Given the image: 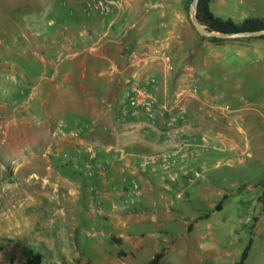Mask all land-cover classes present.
<instances>
[{"label": "rangeland", "instance_id": "374dc122", "mask_svg": "<svg viewBox=\"0 0 264 264\" xmlns=\"http://www.w3.org/2000/svg\"><path fill=\"white\" fill-rule=\"evenodd\" d=\"M86 1L0 0V243L8 237L23 239L43 253L44 264H146L158 251L164 253L158 264H235L252 240L244 264H264V163L244 147L238 154L244 162L221 164L218 144H210L206 129L193 119L194 109L204 112L198 98L184 109L177 105L186 121L159 128L165 112L148 124L164 136L143 156L186 145L152 195L145 193L137 175H125L130 186L117 198L130 213L125 228L122 221L114 222L118 218L85 181L92 172L83 164L94 147L103 151L111 137L105 128H92L87 117L96 106L94 73L112 69L104 55L130 59L144 41L165 40L173 68L147 48L141 63L123 72L134 66L132 74L139 70L138 76L159 77L166 67L172 79L167 92L156 89L159 106L176 103L190 74L201 91L212 78L214 93H206L224 100L219 95L220 59L263 58L264 37L211 39L190 18L192 0H115L105 14L88 13ZM119 7L131 24L130 47L124 49L116 47L108 27ZM212 8L237 21L264 16V0H212ZM119 66L124 69L125 63ZM66 73L68 79H80H63ZM83 73L86 89L77 93ZM146 126L134 131L146 137ZM134 137L130 142L139 144L140 135ZM112 149L118 157L126 150L120 145ZM121 165L126 173L129 165ZM132 176L139 181V194L131 190ZM112 190L118 192V186L113 184ZM87 197L92 204H85Z\"/></svg>", "mask_w": 264, "mask_h": 264}, {"label": "crops", "instance_id": "0c3cea01", "mask_svg": "<svg viewBox=\"0 0 264 264\" xmlns=\"http://www.w3.org/2000/svg\"><path fill=\"white\" fill-rule=\"evenodd\" d=\"M70 1L75 4L77 0ZM128 1L130 0H126V3ZM73 7L77 8V5H73ZM78 8L80 7L78 6ZM123 10V7H119L108 19V27L109 30H112V39L116 42L118 49L130 47L129 36L127 35L130 32L131 24H128L129 20L127 21L123 17ZM144 17V13L140 14L137 22L141 24ZM142 45L132 53V58L130 59L124 58L121 60L118 56H103L109 60L112 69L110 71L101 69L94 73L97 85L92 90V93L97 97L96 106L94 111L87 115L94 123L92 128H105L111 137L105 142L107 146L104 147L103 151H98L94 147L93 150L91 149L92 152L90 151L91 154L85 157L83 164L86 169H89V172H92V176L88 177L84 174L87 176L84 178L85 181L87 180L94 186L96 196H98L100 203L102 201L101 205H104L106 210L113 214L115 218H118L114 222L120 223L122 221L123 228L127 225V221L124 218L130 214L121 209L124 208V205L120 207V200H118L122 191H125L130 186L124 179L125 175H137L136 177L139 178L145 193L152 195L164 183L162 173L170 166L169 159H160L149 166L139 167L143 154L151 150L152 147L157 146L164 134H157L155 130L153 131V129L149 128V123L142 111L136 115L131 114L126 102L123 103L122 101L125 89L131 81L133 79H142V75L138 76L139 70H136L133 74L130 73L135 64L141 63V59L145 58L143 54L148 52V49ZM260 59L263 60V64ZM220 60L219 95L230 103L231 110L220 113L221 120L217 122L205 117L204 112L203 114L197 113V110L194 109L192 112L193 119L197 118L201 122H199L200 125L196 124L198 121L195 124L206 129L210 144H218L219 157L223 161L221 164L232 166L237 161L240 163L244 162L245 157L241 161L242 158L238 155L244 147H250V156L255 158L257 162L264 163V57L237 56L230 59L224 57ZM123 63H125V66L124 69H121L119 65ZM131 65H134L131 70L126 73L123 72L125 69L132 67ZM69 75V73H66L63 79L72 80L74 78L68 79ZM82 76H84V73L81 75L82 83L80 84V89L76 86L77 93L86 89L85 77ZM210 76L211 74H209ZM159 77L158 86H161L167 92L169 80L172 79L170 71L165 67L163 72H160ZM77 78L80 79L78 76L74 79ZM210 80L205 92L214 93L216 84L212 82V78ZM69 86V84L65 86V94L68 93ZM66 110L64 109V111ZM82 116L79 118L81 122L84 120ZM158 123L159 128H162L166 124L165 117L161 116ZM145 125H147L149 134L141 138V135L145 133L143 134L141 131L138 133L134 129H139ZM126 132L130 134V138L140 135V143L142 142L144 145L130 142L132 139H128L125 136ZM114 145H120L126 149L121 153L122 156L118 157L115 154L112 149ZM216 154L210 155L206 161L209 162L214 159ZM122 162L129 165L126 173L122 170ZM113 184L118 186V192L112 190ZM93 201V199L90 201L89 197L85 198V204L89 202L92 204ZM116 208L119 209L116 210Z\"/></svg>", "mask_w": 264, "mask_h": 264}, {"label": "built area", "instance_id": "2783aa9c", "mask_svg": "<svg viewBox=\"0 0 264 264\" xmlns=\"http://www.w3.org/2000/svg\"><path fill=\"white\" fill-rule=\"evenodd\" d=\"M114 1L115 0H87L85 2V9L88 13L97 11L101 14H105L112 10ZM143 46L152 49L154 53L159 52L167 68L171 69L174 67L171 54L166 50L168 46L167 41L159 39L154 41L148 40L144 41ZM159 82L160 79L156 74H150L142 77V79H133L124 92V101L128 106L129 112L136 115L142 111L150 125L156 123L160 115L165 112H168L166 116V123L168 126H174L180 122L186 121L187 116L183 110L184 105L193 98H198L200 100L199 108L203 109L212 119H218L220 113L231 110V105L227 101L218 100L209 93L201 91L199 82L192 74H190V77H187V81L178 89L176 103H166L163 104V106H159L156 92ZM179 103L183 104V109L176 110ZM185 145L176 144L174 147L161 153L144 155L140 161V167L149 166L154 161L160 159H169L170 162L176 161L180 155V151ZM126 178L125 176L124 179ZM128 179L132 182L131 190L133 194H139V181L134 176Z\"/></svg>", "mask_w": 264, "mask_h": 264}, {"label": "trees", "instance_id": "16d2710c", "mask_svg": "<svg viewBox=\"0 0 264 264\" xmlns=\"http://www.w3.org/2000/svg\"><path fill=\"white\" fill-rule=\"evenodd\" d=\"M197 16L207 28L220 31L264 27V16L249 15L241 21H237L232 17L217 14L212 8V0H199ZM209 37L211 39H221L213 35ZM258 37H264V35ZM222 202L223 200L221 199L217 204V208L221 207ZM251 245L252 240L247 244L240 259L235 264H244ZM163 254V251L156 252L146 264H158ZM0 264H44V256L41 251L36 250L27 241L8 237L4 242L0 243Z\"/></svg>", "mask_w": 264, "mask_h": 264}, {"label": "water", "instance_id": "95a60500", "mask_svg": "<svg viewBox=\"0 0 264 264\" xmlns=\"http://www.w3.org/2000/svg\"><path fill=\"white\" fill-rule=\"evenodd\" d=\"M198 3H199V0L191 1L189 14L196 28L204 35H211V36L213 35V36L227 37V38L252 37V36L264 35V27L257 28V29H240V30H233V31H220L217 29L207 28L206 25L203 24L197 16Z\"/></svg>", "mask_w": 264, "mask_h": 264}]
</instances>
